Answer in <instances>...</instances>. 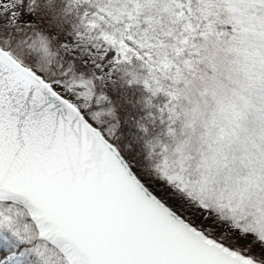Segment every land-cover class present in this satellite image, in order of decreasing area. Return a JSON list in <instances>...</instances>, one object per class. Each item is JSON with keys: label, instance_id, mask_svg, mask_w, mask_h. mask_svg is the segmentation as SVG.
I'll return each mask as SVG.
<instances>
[{"label": "snow or ice", "instance_id": "obj_1", "mask_svg": "<svg viewBox=\"0 0 264 264\" xmlns=\"http://www.w3.org/2000/svg\"><path fill=\"white\" fill-rule=\"evenodd\" d=\"M0 264H264V0H0Z\"/></svg>", "mask_w": 264, "mask_h": 264}]
</instances>
